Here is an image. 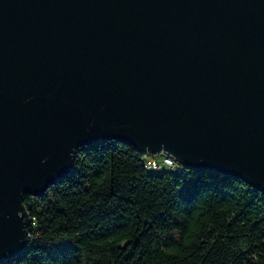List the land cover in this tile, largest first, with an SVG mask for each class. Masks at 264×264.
I'll use <instances>...</instances> for the list:
<instances>
[{"label":"water","instance_id":"95a60500","mask_svg":"<svg viewBox=\"0 0 264 264\" xmlns=\"http://www.w3.org/2000/svg\"><path fill=\"white\" fill-rule=\"evenodd\" d=\"M106 139L264 192V0H0V260Z\"/></svg>","mask_w":264,"mask_h":264},{"label":"trees","instance_id":"16d2710c","mask_svg":"<svg viewBox=\"0 0 264 264\" xmlns=\"http://www.w3.org/2000/svg\"><path fill=\"white\" fill-rule=\"evenodd\" d=\"M117 139L83 145L42 195L29 242L0 264H264V192L205 168L146 166Z\"/></svg>","mask_w":264,"mask_h":264},{"label":"built area","instance_id":"2783aa9c","mask_svg":"<svg viewBox=\"0 0 264 264\" xmlns=\"http://www.w3.org/2000/svg\"><path fill=\"white\" fill-rule=\"evenodd\" d=\"M147 154L149 155V158L146 162V166L156 172H163L165 169H172L178 172H188L190 168H192L191 166L182 163L176 157L166 151Z\"/></svg>","mask_w":264,"mask_h":264},{"label":"rangeland","instance_id":"374dc122","mask_svg":"<svg viewBox=\"0 0 264 264\" xmlns=\"http://www.w3.org/2000/svg\"><path fill=\"white\" fill-rule=\"evenodd\" d=\"M149 158V155L148 154H146L145 155V160H147Z\"/></svg>","mask_w":264,"mask_h":264},{"label":"clouds","instance_id":"9594fccd","mask_svg":"<svg viewBox=\"0 0 264 264\" xmlns=\"http://www.w3.org/2000/svg\"><path fill=\"white\" fill-rule=\"evenodd\" d=\"M29 99H31V97H29Z\"/></svg>","mask_w":264,"mask_h":264}]
</instances>
